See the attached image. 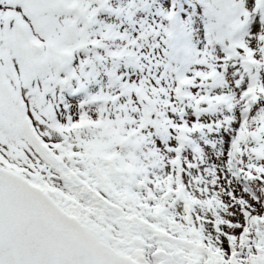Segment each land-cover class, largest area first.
<instances>
[{
    "label": "snow or ice",
    "instance_id": "1",
    "mask_svg": "<svg viewBox=\"0 0 264 264\" xmlns=\"http://www.w3.org/2000/svg\"><path fill=\"white\" fill-rule=\"evenodd\" d=\"M0 264H264V0H0Z\"/></svg>",
    "mask_w": 264,
    "mask_h": 264
}]
</instances>
